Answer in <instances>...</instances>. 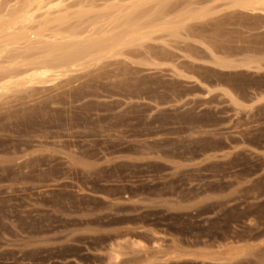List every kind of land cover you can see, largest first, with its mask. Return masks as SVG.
<instances>
[{
  "label": "rangeland",
  "instance_id": "1",
  "mask_svg": "<svg viewBox=\"0 0 264 264\" xmlns=\"http://www.w3.org/2000/svg\"><path fill=\"white\" fill-rule=\"evenodd\" d=\"M170 1V30L0 100V264H264V12Z\"/></svg>",
  "mask_w": 264,
  "mask_h": 264
},
{
  "label": "bare ground",
  "instance_id": "2",
  "mask_svg": "<svg viewBox=\"0 0 264 264\" xmlns=\"http://www.w3.org/2000/svg\"><path fill=\"white\" fill-rule=\"evenodd\" d=\"M63 2L23 0L6 9L0 7V100L33 84L54 82L113 57L125 47L151 39L154 30L145 31L149 25L163 26L164 30L165 26L167 29L175 24L164 13L170 0L136 1L130 10H126L127 5L121 6L126 3L112 4L108 11L81 8L62 11ZM146 3L156 6L152 11L155 18H149L151 24L149 19L143 21L136 16ZM234 5L247 11L264 12V0H236ZM217 64L260 67L254 59L239 64L232 61Z\"/></svg>",
  "mask_w": 264,
  "mask_h": 264
},
{
  "label": "crops",
  "instance_id": "3",
  "mask_svg": "<svg viewBox=\"0 0 264 264\" xmlns=\"http://www.w3.org/2000/svg\"><path fill=\"white\" fill-rule=\"evenodd\" d=\"M221 150V149H220Z\"/></svg>",
  "mask_w": 264,
  "mask_h": 264
}]
</instances>
